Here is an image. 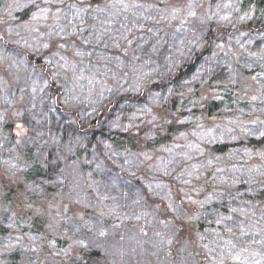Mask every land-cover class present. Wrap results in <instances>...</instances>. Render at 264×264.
Masks as SVG:
<instances>
[{"label":"rangeland","instance_id":"1","mask_svg":"<svg viewBox=\"0 0 264 264\" xmlns=\"http://www.w3.org/2000/svg\"><path fill=\"white\" fill-rule=\"evenodd\" d=\"M62 1L64 0H53V3L60 5ZM201 1L183 0L179 4L180 10L172 11L162 7L151 11L144 4H135L132 0H118L110 6L94 7L90 11L85 6L70 3V6L60 10L53 8V12L45 16L46 19L43 17L44 23L40 27L46 30L30 33L27 45L32 42L42 45V48L51 45L48 63L53 73L55 90L59 88L62 91L61 101L65 106L79 108L82 117L88 118L94 114L96 106L100 107L112 97V94H108L110 85L119 84V90L128 86L138 87L143 75H149V71L138 69L139 64L135 59L131 64L122 51L123 47L133 48L132 52L137 50L140 59L144 57L142 53L152 52V68L158 66L160 73L168 72L171 66L170 61L165 59L167 53L185 57L196 49V41H192L191 32L187 33L186 29L189 25H196L195 29H198L205 23L207 8ZM236 3L237 0H218L213 8L215 18L228 21L237 11ZM174 7L175 4L169 6V9ZM1 14L3 17V10ZM195 29H191L192 34ZM255 37H261L264 41L262 34ZM13 40L18 45L26 42L21 36H14ZM233 40V46L230 44L227 49L215 50L208 68L206 66L205 69H200L198 76L191 81L197 85L186 87V92L198 90L210 93L220 83L236 84L243 94L252 95V91H257L254 81L249 82L244 71H256L259 68L264 70V51L263 56H258L252 39ZM133 56L136 58L135 52ZM145 65L146 62L143 63ZM28 70L29 66L18 56L8 54L0 42V93L3 94V102L18 103V106L25 109L24 112L43 125L41 120L48 113V108L53 109L55 104L47 99L46 77L40 71L27 72ZM124 70L128 72L121 77ZM18 92H23L24 96ZM254 99L258 100L256 97ZM251 111L245 109L243 115L248 116ZM187 112L190 122L200 119L191 115L189 109ZM129 117L133 118V115L130 114ZM51 122L54 123L53 120ZM14 125L15 133L27 132L20 123ZM117 125L115 123L113 127ZM193 126L199 130L190 133L191 138L179 137L174 142L177 143V148L195 141L203 142L210 137L209 140L215 142L230 138V132L223 134L217 127L209 128L206 133L200 130V123ZM244 129L260 133L255 120L246 122ZM40 130V127H36L28 132L36 133L39 138ZM113 131L115 128L106 134L112 136ZM99 142L111 147L106 139L100 138ZM188 150L195 152L194 147ZM104 151L91 153L90 161L86 162V171H78L74 164L68 168L72 176L83 172V182L87 183L92 194L80 191L82 177H72L73 186L66 193V199L69 200L67 203L58 197L38 198L40 194L34 192L33 187L21 192L18 203L22 205V212H25V205L34 204L37 206L35 208L46 215L48 213V216L45 217L43 230L38 234L39 239L36 234L30 237L24 231L20 237L21 248L19 244L15 245L16 240H4L3 249L9 247L6 249L19 251L18 254L22 257H33L39 264H71L73 259L89 264H217V261L222 260L227 264H264L262 215L257 211L248 215L250 208L242 199L233 202L228 199V204L224 205L226 211L223 212L208 205L202 206L201 200L223 202L224 197L208 191H204V196H201V189L194 185L190 187L191 196H181L175 191L176 185H168L165 178L178 167L177 164H168L178 155L176 152H171L168 158H160L147 165L149 161H146L145 154L122 155L112 150ZM160 151L159 155L166 152L163 149ZM181 151L179 159L192 158L193 154L185 147L182 146ZM18 159L20 158L13 156L12 161L17 162ZM104 164L111 167L110 172L104 170ZM145 165L148 167L147 172L138 174L137 171ZM198 168L199 164H194L193 170ZM135 174L139 175L144 184L147 197H144L140 188L132 185L137 177ZM99 176L100 182L96 181L95 185L93 181ZM130 176L135 179L132 180ZM239 177L250 179L249 169L244 170ZM195 180L196 183L199 182V176ZM223 181L224 177L221 175L216 179V182ZM66 187L68 188V184ZM30 190L34 192L31 197ZM216 191L222 193L221 190ZM160 202L165 203L168 209H156ZM67 204H71L70 210L75 216L63 221L59 214L68 210ZM84 209H90L88 216L79 218L81 221L76 220ZM247 212V215L241 216ZM5 223L9 224V221ZM197 225L202 226L201 230H194ZM42 234L44 236L41 238ZM93 253H100L101 258L97 260L88 256ZM53 260L58 261L55 263Z\"/></svg>","mask_w":264,"mask_h":264},{"label":"trees","instance_id":"2","mask_svg":"<svg viewBox=\"0 0 264 264\" xmlns=\"http://www.w3.org/2000/svg\"><path fill=\"white\" fill-rule=\"evenodd\" d=\"M117 1L64 0L59 5L53 3V0H0V42L4 50L21 58L29 66L27 72L40 71L46 77L47 99L54 101L55 104L53 109L48 108V113H45L48 116L44 115L41 120L44 123L42 125L40 121L24 112L25 109L18 106V103L14 101L10 104L4 103L3 94L0 93V264H39L33 257H22L18 254L19 251L6 249L9 247L3 249L4 240H16L15 245L19 244L21 248L20 237L24 231L30 237L36 234V238L39 239L38 234L43 230L45 217L48 216V213L46 215L35 208L37 206L34 204L25 205V212H22L20 210L22 205L18 203L21 192L33 187L34 192L40 194L38 198L58 197L62 202L67 203L69 200L66 199V193L73 186L72 177H82L80 191L89 195L92 190L85 181L83 182V172L72 176L68 168L74 164L78 171H86V162L90 161L91 153H101L104 150L116 151L122 155L145 154L146 161H149L147 165L160 158H168L171 152H176L178 155L168 164H177L178 167L165 178L168 185H176L177 193L181 196H191L190 187L194 185L201 189L199 190L201 196H204V191H208L211 194H222L221 197H224L223 202L201 200L202 206L208 205L223 212L226 211L224 205L228 204L227 201L242 199L250 209L249 214L242 213L241 216L251 213L253 215L257 211L264 218V70L259 68L256 71H244L249 82L254 81L253 85L257 88V91H252V95L243 94L239 91V86L233 83H220L214 87V91L210 90V93H201L198 90L190 93L185 89L197 85L191 81L198 76L200 69H205L209 61L214 58L217 48L227 49L230 44L233 46L236 40L233 38L252 39L255 53L258 56L262 55L264 41L261 37L255 36L259 34L264 36V0H237L235 4L237 11L228 21H219L215 18L213 8L218 0H202L201 3L207 8L205 23L198 29H195L196 25L194 27L189 25L186 29L187 33L191 32L192 41H196V49L191 50L185 57L167 53L165 59L170 61L171 66L166 73H160L158 66L152 68V52L142 53L144 57L140 59L139 52L133 50L136 57L133 58V48L123 47L122 51L131 64L135 59L139 64L138 69L149 71V75H143L138 87L128 86L119 90V84L110 85L108 94H112V97L110 96L111 98L100 107L96 106L93 115L83 118L81 110L65 106L61 101L62 91L58 87V90H55L53 73L48 63L51 45L47 48H42V45H36L34 42L27 45L28 36L36 30H46L40 27L44 23L42 18L46 19L45 16L52 13L53 8L60 10L73 3L85 6L87 11H90L94 7L110 6ZM182 1L132 0L135 4H144L151 11L159 10L160 7L169 11L180 10L179 4ZM174 4L176 7L169 9V6ZM191 29H195L194 34ZM14 36L24 37L26 42L18 45L13 40ZM144 62H146L145 66H143ZM127 72L124 70L120 76L123 77V73ZM18 93L24 96L23 92ZM255 97L258 100H255ZM188 109L191 115L200 119L190 122ZM245 109L252 110L250 115H243ZM130 114L133 118L129 117ZM249 120L256 121L260 133H251L244 129L245 123ZM19 123L25 127L27 131L25 134L15 133L14 124ZM115 123L118 125L113 127ZM199 123L202 126L200 130L206 133L209 128L217 127L223 134L230 132V138L220 142L209 140L211 137L208 140L204 139L203 142L194 140L196 144H184L177 148V143L174 142H177L179 137L191 138L190 133L199 130L193 125ZM36 127L41 128L39 138L36 133L28 132ZM123 127L125 128L122 129ZM114 128L115 131L111 132L112 136H108L106 133ZM25 137L27 140H24ZM100 138L108 140L111 147L107 143H100ZM182 146L187 151L194 147V153L189 151L193 154L190 160L179 159ZM92 149H95L94 152ZM162 149L166 152L161 153V156L158 153ZM13 156L20 159L17 162L12 161ZM194 164H199L198 170H193ZM103 168L110 172V166L104 164ZM247 168L251 178L239 177ZM146 170L148 167L145 165L137 173H145ZM138 174H135L136 179L130 176L132 180L135 179L132 185L140 188L144 197H147V191ZM219 175L224 177L222 183L216 182ZM198 176L200 181L196 183L195 179ZM103 179L104 176L101 180ZM99 180L100 176L95 177L94 184L96 185V181ZM216 190H221L222 193ZM34 192L30 190V197ZM195 195L199 196L197 193ZM70 205L67 204L66 212L59 214L63 221L75 216L70 210ZM166 208L167 205L163 202L156 206L159 211L160 209L165 211ZM89 210L84 209L76 220L87 217ZM8 217L10 220H7ZM5 221H9V224ZM75 226L78 227V224ZM201 228L202 226L197 225L194 230L198 231ZM43 236L42 234L41 238ZM88 256L97 260L101 258L100 253ZM29 258L31 261H27ZM56 261L53 260L55 263ZM81 262L71 260V264H89ZM217 264H227V262L222 260L217 261Z\"/></svg>","mask_w":264,"mask_h":264}]
</instances>
